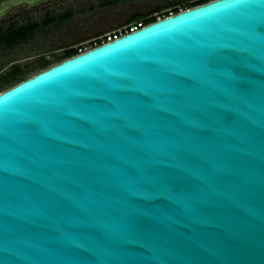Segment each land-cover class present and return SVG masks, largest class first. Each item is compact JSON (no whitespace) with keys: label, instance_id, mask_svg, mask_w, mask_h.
Instances as JSON below:
<instances>
[{"label":"water","instance_id":"1","mask_svg":"<svg viewBox=\"0 0 264 264\" xmlns=\"http://www.w3.org/2000/svg\"><path fill=\"white\" fill-rule=\"evenodd\" d=\"M0 264H264V0L185 8L1 91Z\"/></svg>","mask_w":264,"mask_h":264},{"label":"rangeland","instance_id":"2","mask_svg":"<svg viewBox=\"0 0 264 264\" xmlns=\"http://www.w3.org/2000/svg\"><path fill=\"white\" fill-rule=\"evenodd\" d=\"M104 1L106 0H47L34 6L9 9L0 18L2 29L11 22L42 20L46 10L54 16L74 13L38 30L32 38L11 48L0 47V75L18 64L27 70L24 76L29 77L45 69L37 63L41 56L51 60V66L63 59L62 55L67 48H89L96 40L106 38L108 34L133 23L130 19L135 15H138L136 22L149 15L162 18L166 12L170 14L174 7L181 11L184 5L194 0H117L110 5H100ZM57 56H61V59H56ZM9 87L11 86L6 85L0 88V92Z\"/></svg>","mask_w":264,"mask_h":264},{"label":"trees","instance_id":"3","mask_svg":"<svg viewBox=\"0 0 264 264\" xmlns=\"http://www.w3.org/2000/svg\"><path fill=\"white\" fill-rule=\"evenodd\" d=\"M117 0H106L104 2H100V5H110L115 3ZM210 0H194L190 2L189 4H186L183 6L182 9L193 7L199 4H203L205 2H208ZM83 10V9H81ZM179 12V8L174 7L171 10L172 13H177ZM74 12H67L61 15L54 16L52 15L49 11L45 14V17L42 20L35 21V20H29L23 23H16V22H11L9 25H7L4 29L0 28V47L3 48H11L22 41H25L29 38H32L35 33L50 24L57 22V21H62L70 16L73 15ZM168 13L166 12L162 16L165 17L167 16ZM138 15L133 16L130 20L135 21L137 20ZM157 20V16L155 15H149L143 18L144 24H148L150 22H153ZM125 29V28H124ZM102 44V39H98L94 42V44H91V46H97ZM79 54L78 53V48L77 47H71L67 48L64 53H63V59L71 57L73 55ZM56 59H61V56H57ZM62 59V60H63ZM61 61V60H60ZM38 66L42 68H47L51 60L45 59L44 56H41L37 60ZM26 69L18 64L13 65L10 70L6 71L5 73L0 75V88H3L6 85H14L21 80L27 78L25 75Z\"/></svg>","mask_w":264,"mask_h":264},{"label":"built area","instance_id":"4","mask_svg":"<svg viewBox=\"0 0 264 264\" xmlns=\"http://www.w3.org/2000/svg\"><path fill=\"white\" fill-rule=\"evenodd\" d=\"M182 10V9H181ZM171 14V13H170ZM159 19V18H158ZM144 22L143 20L139 21V22H136V21H133V23H129L127 24V26H125L124 28H122L121 30L117 31V32H113L112 34H108L106 36V38H103L102 39V43H105L107 41H111L113 39H116L118 37H120L121 35L125 34V33H128V32H132L142 26H144ZM92 46H90L89 48H84L82 49V47H79L78 48V53H81V52H84L86 51L87 49H90Z\"/></svg>","mask_w":264,"mask_h":264},{"label":"flooded vegetation","instance_id":"5","mask_svg":"<svg viewBox=\"0 0 264 264\" xmlns=\"http://www.w3.org/2000/svg\"><path fill=\"white\" fill-rule=\"evenodd\" d=\"M49 10H46V12H45V14L48 12ZM50 12V11H49ZM172 14H174V13H172ZM169 15V14H168Z\"/></svg>","mask_w":264,"mask_h":264}]
</instances>
